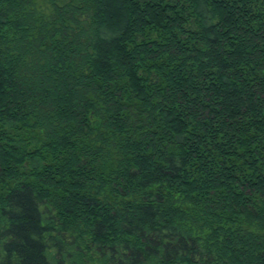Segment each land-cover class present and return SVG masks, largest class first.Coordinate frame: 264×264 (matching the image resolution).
Here are the masks:
<instances>
[{
	"label": "trees",
	"instance_id": "1",
	"mask_svg": "<svg viewBox=\"0 0 264 264\" xmlns=\"http://www.w3.org/2000/svg\"><path fill=\"white\" fill-rule=\"evenodd\" d=\"M0 264H264V0H0Z\"/></svg>",
	"mask_w": 264,
	"mask_h": 264
}]
</instances>
